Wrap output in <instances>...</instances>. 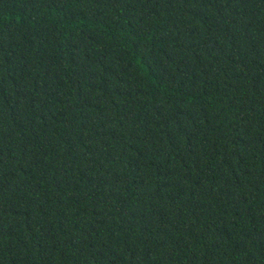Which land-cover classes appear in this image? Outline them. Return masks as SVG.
Instances as JSON below:
<instances>
[{"label": "trees", "instance_id": "1", "mask_svg": "<svg viewBox=\"0 0 264 264\" xmlns=\"http://www.w3.org/2000/svg\"><path fill=\"white\" fill-rule=\"evenodd\" d=\"M0 264H264V0H0Z\"/></svg>", "mask_w": 264, "mask_h": 264}]
</instances>
